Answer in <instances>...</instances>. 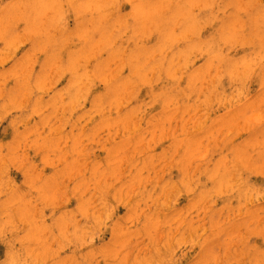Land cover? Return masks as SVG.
Listing matches in <instances>:
<instances>
[{
	"label": "clouds",
	"instance_id": "clouds-1",
	"mask_svg": "<svg viewBox=\"0 0 264 264\" xmlns=\"http://www.w3.org/2000/svg\"><path fill=\"white\" fill-rule=\"evenodd\" d=\"M0 264H264V0H0Z\"/></svg>",
	"mask_w": 264,
	"mask_h": 264
}]
</instances>
